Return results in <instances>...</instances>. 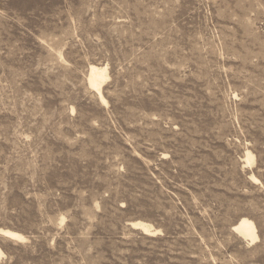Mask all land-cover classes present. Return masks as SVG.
<instances>
[{"label":"rangeland","instance_id":"1","mask_svg":"<svg viewBox=\"0 0 264 264\" xmlns=\"http://www.w3.org/2000/svg\"><path fill=\"white\" fill-rule=\"evenodd\" d=\"M0 264H264V0H0Z\"/></svg>","mask_w":264,"mask_h":264},{"label":"bare ground","instance_id":"2","mask_svg":"<svg viewBox=\"0 0 264 264\" xmlns=\"http://www.w3.org/2000/svg\"><path fill=\"white\" fill-rule=\"evenodd\" d=\"M109 66L90 64L89 71L87 74V80L90 87L97 93L101 103L108 104V100L103 93V88L106 81L109 79ZM246 163L251 165L254 163L255 159L250 151H246L245 155ZM252 179L258 181L256 176L252 175ZM65 220V219H62ZM132 226L138 228L144 232V234L149 235L153 232H160L161 229L155 228L152 224H149L142 220H137L132 222ZM234 230L243 238L255 241L258 239L257 229L255 223L248 217H241L239 221L234 225ZM3 232L6 236L13 239H25L26 237L15 230L5 229Z\"/></svg>","mask_w":264,"mask_h":264}]
</instances>
